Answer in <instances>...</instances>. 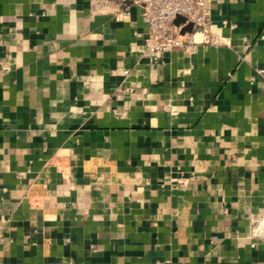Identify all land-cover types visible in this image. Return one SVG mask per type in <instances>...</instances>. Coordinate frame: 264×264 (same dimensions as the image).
<instances>
[{
    "label": "crops",
    "instance_id": "crops-1",
    "mask_svg": "<svg viewBox=\"0 0 264 264\" xmlns=\"http://www.w3.org/2000/svg\"><path fill=\"white\" fill-rule=\"evenodd\" d=\"M122 7L0 0V264H264V0L156 61Z\"/></svg>",
    "mask_w": 264,
    "mask_h": 264
},
{
    "label": "built area",
    "instance_id": "built-area-1",
    "mask_svg": "<svg viewBox=\"0 0 264 264\" xmlns=\"http://www.w3.org/2000/svg\"><path fill=\"white\" fill-rule=\"evenodd\" d=\"M120 2L123 7L119 15L128 16L131 8L137 7L147 25L142 51L146 58L156 61L164 54L193 41L195 34H204L206 39L209 33L207 0H120ZM177 17H182L184 22L176 25ZM189 23L192 24L191 31L182 34V28ZM256 72L264 79V66L258 68ZM260 223L253 228V234L258 237L264 236V225Z\"/></svg>",
    "mask_w": 264,
    "mask_h": 264
},
{
    "label": "water",
    "instance_id": "water-1",
    "mask_svg": "<svg viewBox=\"0 0 264 264\" xmlns=\"http://www.w3.org/2000/svg\"><path fill=\"white\" fill-rule=\"evenodd\" d=\"M184 22V19L182 17H177L175 19V24L179 25L180 23ZM192 24L189 23L185 27L182 28L181 33L190 32L191 31Z\"/></svg>",
    "mask_w": 264,
    "mask_h": 264
},
{
    "label": "rangeland",
    "instance_id": "rangeland-1",
    "mask_svg": "<svg viewBox=\"0 0 264 264\" xmlns=\"http://www.w3.org/2000/svg\"><path fill=\"white\" fill-rule=\"evenodd\" d=\"M257 224H258V223H257ZM257 224H256V225H257ZM256 225H255V226H256ZM261 225H264V220L261 222ZM259 237H261V236H259Z\"/></svg>",
    "mask_w": 264,
    "mask_h": 264
}]
</instances>
